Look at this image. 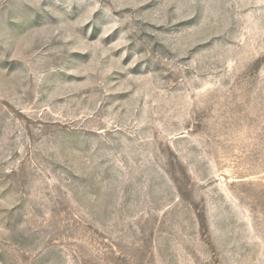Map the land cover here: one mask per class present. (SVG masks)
Masks as SVG:
<instances>
[{"label":"rangeland","instance_id":"rangeland-1","mask_svg":"<svg viewBox=\"0 0 264 264\" xmlns=\"http://www.w3.org/2000/svg\"><path fill=\"white\" fill-rule=\"evenodd\" d=\"M0 264H264V0H0Z\"/></svg>","mask_w":264,"mask_h":264}]
</instances>
